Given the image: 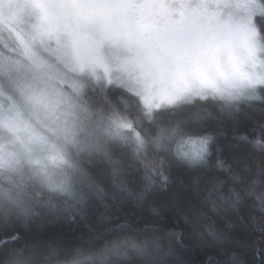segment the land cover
Instances as JSON below:
<instances>
[{
    "label": "snow or ice",
    "instance_id": "obj_1",
    "mask_svg": "<svg viewBox=\"0 0 264 264\" xmlns=\"http://www.w3.org/2000/svg\"><path fill=\"white\" fill-rule=\"evenodd\" d=\"M223 8L230 10L227 18H222ZM257 25L264 32V0H0V133L13 142L22 143V132L46 142L24 116L30 106V116L43 110L57 124L51 131L70 135L68 142L94 154L100 171L81 169L87 184L78 195L82 215L89 197L102 196L109 181L115 191L143 199L153 175L170 163L167 156L149 151L150 145L163 143L167 152L166 142L186 125L207 130L213 113L198 98L245 86L244 78L229 70L232 41L243 35L248 61L259 63ZM245 76L247 86L264 82V74ZM90 82L110 109L94 122L103 127V142L91 134L78 140L82 125L66 119L82 113L92 120L84 100ZM141 118L158 129L154 135L138 130ZM129 131L131 137L125 134ZM121 145L131 149L127 159ZM178 154H183L179 148ZM218 166L228 179L216 175L208 180L204 203L211 210L201 206L198 213L213 215L217 201H227L236 209L235 220L222 225V235L232 241L231 230L239 222L258 231V245H264V158L254 169H235L223 161ZM131 173L141 174L139 185L130 184ZM100 204L96 223L107 225L113 205L103 199ZM150 222L158 226L164 219L157 213ZM204 228L216 235L211 225ZM169 235L179 238L181 232L169 229ZM159 239L153 237L157 250ZM249 246L238 240L230 253Z\"/></svg>",
    "mask_w": 264,
    "mask_h": 264
},
{
    "label": "clouds",
    "instance_id": "obj_2",
    "mask_svg": "<svg viewBox=\"0 0 264 264\" xmlns=\"http://www.w3.org/2000/svg\"><path fill=\"white\" fill-rule=\"evenodd\" d=\"M228 8H223L222 18L230 15ZM259 63L252 64L248 61L246 42L243 35H238L232 41V62L229 70L244 78L245 86L240 89H229L223 95H208L198 98V103L203 104L213 117H210V125H217L224 120H235L241 114H257L261 117L253 121L254 130L232 129L231 137L237 144H242L250 155L258 154L255 161L257 165L264 158V82L247 86L245 74H264V32L257 25ZM111 87V86H109ZM229 92L231 94H229ZM101 92L94 82H90L85 89L84 100L93 113L92 120L85 114L75 113L66 117L70 125L73 120L81 124L83 131L79 132L77 139L83 140L91 134L98 137L101 142L107 139L103 127H97L94 123L98 114L107 117L110 109L100 102ZM26 119L36 131L47 138L46 142H36L29 139L27 132H22L21 142H13L7 133H0V224L13 220L27 223L30 220L61 219L67 217L81 219L87 215L88 205L91 201L99 202L103 199L111 201L114 206L117 196L123 192L115 191L109 182L106 183L105 193L102 196L91 195L86 205L79 202L78 195L87 190L85 179L81 176V169L91 171L101 165L96 156L81 151L79 145L69 141L70 135L63 132L54 133L50 129H56L47 114L41 110L38 115L30 116V106L24 111ZM65 117L61 115L60 120ZM208 126L207 130L186 125L182 134L167 141V152L163 143L160 146L150 145L149 151H156L184 165L194 173L196 170L208 167L213 157V145L220 137L227 136L222 127L216 130ZM147 129V133L145 130ZM138 130L145 135H154L158 130L151 122L141 118ZM131 137L132 132H126ZM210 137L206 144L201 146L200 141ZM127 156L131 155V149L121 145ZM179 151L183 154H178ZM186 154V155H184ZM223 161L232 166L225 158L216 156L214 167L223 171L218 165ZM169 183V165L162 173L153 175V183L146 190L145 195L154 188L161 190L167 188ZM127 194V193H125ZM128 195V194H127ZM219 207L213 215L204 212L197 214L192 222V233L200 241H206L210 246H218L230 243L228 237L222 235L223 227L214 218L216 215L232 217L235 207L227 201H217ZM253 202L249 200V204ZM201 206L211 210V205L202 201ZM229 219H225L228 223ZM143 223L153 225L150 219L139 217L135 222L131 221L123 213L114 215L107 225H85L90 231L96 233H111L103 238L86 243L73 244L65 247L62 242L53 238L47 242H29L14 246L0 253V264H175L174 246L170 240L158 235H139L134 225ZM205 224L215 229L216 235L204 228ZM120 229L113 231V228ZM160 239V249L157 250L153 243V237ZM169 249L172 252L169 253ZM207 264V261L205 262ZM226 264H245L242 253L239 251L230 253L226 258Z\"/></svg>",
    "mask_w": 264,
    "mask_h": 264
},
{
    "label": "trees",
    "instance_id": "obj_3",
    "mask_svg": "<svg viewBox=\"0 0 264 264\" xmlns=\"http://www.w3.org/2000/svg\"><path fill=\"white\" fill-rule=\"evenodd\" d=\"M261 119L257 114H241L235 120H224L219 125L213 123L211 128L216 130L222 127L227 136L220 137L213 145V157L208 167L200 168L194 173L179 162L170 160L169 183L167 188L161 190L154 188L140 200H133L131 196L121 193L117 196L116 204L113 206V214L123 213L131 221L139 217L151 219L161 216L164 222L161 225L135 224V230L139 235L154 234L170 240L174 246L175 264H224L230 254L235 242L246 241L249 247L238 249L242 253L245 264H264V245L259 244L260 233L251 227H244L237 222L232 228L233 240L221 246H210L206 241L198 240L192 233V222L196 213L201 208L202 201L208 194V180L216 175L228 179V174L218 171L214 167L216 156L225 158L235 169L244 170L255 168V161L258 154L250 155L242 144L232 139L231 133L234 127L248 131L254 130L253 121ZM127 159V153H124ZM99 172L100 169L97 168ZM141 182L140 173L130 174V184L139 185ZM111 203V201H109ZM157 211L154 213L152 208ZM102 208L98 201H91L88 205L87 215L84 219L79 216L75 219L67 217L61 219L30 220L27 223L13 220L0 224V253L29 242H47L50 239H57L65 247L73 244L86 243L92 240L103 238L111 233H99L90 231L85 225H95L97 216ZM185 216L189 219L185 220ZM218 224L223 225L225 219L235 217H214ZM169 229H178L181 232L179 238L169 235ZM120 229L113 228V231ZM256 248L259 250L257 251ZM212 257V259H209Z\"/></svg>",
    "mask_w": 264,
    "mask_h": 264
}]
</instances>
